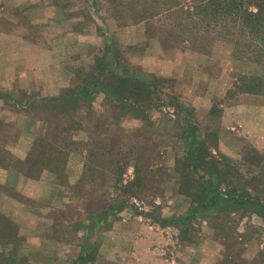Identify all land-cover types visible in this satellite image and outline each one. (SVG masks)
<instances>
[{
    "label": "crops",
    "instance_id": "crops-1",
    "mask_svg": "<svg viewBox=\"0 0 264 264\" xmlns=\"http://www.w3.org/2000/svg\"><path fill=\"white\" fill-rule=\"evenodd\" d=\"M58 4L59 1L56 3V0H0V18L9 22H6V25L0 24V83L18 81L25 77L26 73H30L38 88L39 98L30 99L29 103L55 98L62 92L75 89L78 83L74 68L85 66L90 69L97 55L93 56L95 45L102 46L103 49L106 43H111L110 39L115 37L117 30L122 29L108 17L107 22L112 21L117 30L108 33L105 30L100 34L103 36L99 35L97 26L94 30L90 28L76 32L72 25L64 20L66 8L75 5L62 7ZM20 8L40 9L41 19L36 23L39 27H35L26 16L22 17L28 25L14 22L15 9L20 11ZM101 25L104 27V23ZM141 25L128 26L129 31L148 37V47L156 48L162 44L159 35L154 40L147 36L146 30L143 32L138 28ZM31 27L39 30L36 33L37 38L29 35L28 30ZM154 41H157L156 44ZM184 49L172 51L166 48L161 54L146 60L144 63H147V75L171 81L173 92L194 109L200 129L216 136L218 150L233 149V145L231 146L225 137L228 133L234 136L236 132L256 147L264 145V95L237 93L230 97L227 92L234 89L235 65L230 64L231 67L224 72L214 70L212 68L216 64L209 55L193 52L190 48ZM234 61L230 58L228 64H234ZM196 69L201 70L199 76ZM12 99L14 102L15 98ZM17 102V110L0 112V121L10 126L14 132L9 136L10 139L7 138L4 142L7 154L3 159L7 163H0V207L12 214L20 212L24 220H27L29 228L20 230L24 232L19 233L22 235L21 240L6 235L0 236V244L2 242L7 246L6 244L12 242L19 243L20 254L27 260V264H78L76 257L81 256L90 258L82 264H91V259L94 260L93 264H215L218 261L220 252L209 251L210 249L208 250L207 246L202 247V244L197 247L199 254H195L197 262L194 254L192 257L184 256L180 235H170L167 232L171 226H162L153 219L150 223L147 219L126 218L125 211L119 213L118 219H106L105 222L90 221L89 228L99 234L93 240L85 241L83 250H78L75 256L59 235L48 230L56 221L55 216L59 209L67 202L72 188L69 184L66 186L58 183L56 175L46 169L41 171L38 179L24 175L34 145L39 141L54 142L55 126L53 122H45L40 120V116L28 113L25 109L29 103ZM214 104L218 108L211 113ZM154 111H157L159 116L151 118L153 134L161 135L163 141L165 138L168 141H180L179 128L176 126L174 113L171 112L173 110ZM113 112L114 108L108 97L97 93L91 102L80 103L74 114V119L84 125V129L65 135V139L75 141L77 135L87 133V119L92 114L105 120ZM1 138L6 137L1 135ZM70 155L71 152L66 163L69 162ZM25 202L29 205L24 204ZM10 213H2L1 217L9 219ZM168 217L177 216L176 213L170 212L169 216L163 218ZM198 220V225L209 229L204 219ZM4 255L7 257L9 253L5 251Z\"/></svg>",
    "mask_w": 264,
    "mask_h": 264
},
{
    "label": "rangeland",
    "instance_id": "rangeland-1",
    "mask_svg": "<svg viewBox=\"0 0 264 264\" xmlns=\"http://www.w3.org/2000/svg\"><path fill=\"white\" fill-rule=\"evenodd\" d=\"M74 5V7L66 8L64 20L65 23L71 24L76 32H82L83 30H88L90 28H93L94 30L95 26L98 27L99 35L105 30L107 33L109 31L117 30L113 22L110 20L108 22L107 20L103 22L104 27H101L102 25L99 20L93 16L94 14L91 12L92 10H89L91 8L87 5V2L84 4L75 3ZM85 6L88 7L86 10ZM15 10L16 18L14 19V22H21L26 26L28 25V22L27 24L24 23L26 21L24 20V17H22L26 16L35 27H39L36 23L41 19L40 9L20 8V11L18 9ZM20 12L22 13L21 15ZM95 13L98 14L97 12ZM6 22L8 21L5 18H0V24L6 25ZM167 24L168 22L166 18L158 17L155 21L142 24L141 26H138V28H141L143 32L144 30L149 31L147 36L156 40L157 36L161 34V32L158 33L157 30H165L168 26ZM35 27L34 29L31 27V29L28 30V33L37 38L36 33H38L39 30L37 29V32ZM129 30L130 28L117 30L115 37L113 36L110 40L117 42L121 48L128 46L133 47L129 51L124 50V53L130 61V68L133 70L136 69L138 71L137 73L143 77L148 73L146 67L147 63L144 62L161 54L166 48L171 49L172 51H183L184 48H190L193 52L207 54L216 64L212 69H219L221 72H224L231 66L235 65V83L238 82L240 76L244 75L255 74L264 77V64L260 66L255 65L247 61L242 55H240L241 57L236 55V57L233 56L234 50L223 33H210L209 39L212 42L210 40H204L207 41V43L204 42L203 44L181 43V39L176 38V41L172 43H169V39L167 43L161 41L163 45L160 44L158 47L154 48L148 47V45L146 46V44H148V42H146L148 41V37L145 38V36L140 35V33L131 32ZM39 34L41 35V33ZM191 41H193V39H191ZM154 42L156 44L157 41ZM98 46L99 45H95V48H93V56L100 53L102 46ZM87 53L89 52L87 51ZM230 58L235 60L234 64L232 62L228 64ZM80 69L88 70L85 66H76L74 71ZM199 69H196V74L198 76L201 71ZM232 90L234 94H237L236 89ZM9 93L11 95H9ZM1 94L10 97L12 96L15 100L21 101L22 104L25 102L29 103L30 99L37 100L39 98L38 88L30 73H26L25 77L21 80L0 83V95ZM36 102L27 104L25 110L28 113L31 112L32 114H35L36 117H42L44 114L36 108L40 105ZM212 108L216 111L218 106L214 104ZM163 109L171 110L172 108H161L162 112H164ZM2 110L14 111L17 110V108L12 101L0 98V112ZM171 112L174 113L175 118H181V122L186 119L185 114L183 113L179 115V113L174 110ZM157 113V111L153 110L150 115L151 118L159 116ZM108 120L109 118L102 120V118H98V116L96 117L94 114L89 118V122L95 124ZM0 122L3 125L0 126V162L6 164L7 162L3 159L7 154L4 150V142L7 138L9 140V136H12L14 132L10 126L4 124L2 121ZM95 124H92V126ZM92 126L89 127V129L92 128ZM100 127L103 126L100 125ZM140 127L141 123L137 120L131 121L126 119L122 121V124L118 129H113V131L112 128L110 129L112 131L110 138L112 139H114V136L119 133L118 131L122 130L121 134L125 136V140L122 141V144L124 145L122 151L125 153H131L134 157L135 155L136 157H139V161H129V165L125 167V174L122 178L123 180L117 187L113 186V179L109 180L102 178V175L100 174L102 169L98 168L95 173L88 174L90 168L88 163L89 154L83 144L87 143V141L89 142V138H87L90 136L89 131L77 135L75 141L68 139V142L72 144L69 148L71 155L69 162L65 164L64 169L58 172L59 175L56 176V181L60 184H65L66 186L69 184V187H71L72 190H70L67 202L62 205L63 208L59 209L58 214L55 216L56 221L51 228H48V230L53 232V234L59 235L63 242L67 243L70 249L73 250L75 256H77L78 250H83V247L86 245L85 241L93 240L96 235L99 234V232H95L96 230L89 228V222L92 221V219L96 220V216H103L105 211H107V220L118 219L119 213L125 211L124 217L126 218L147 219L148 222L151 223V219L156 215L159 217H165L169 216L170 212H174L176 213V216H183L190 211V208H192L189 198L179 195L176 189L178 178L174 170V164L175 160L177 158L180 159L184 153L183 142L181 140L175 141V139L168 141L166 138L163 141L161 135H154L150 128L148 132L144 129V132L141 131L138 135L139 137L135 138L133 132L140 129ZM99 128L97 129V134L101 131ZM90 131H92V129ZM201 131V139L206 141V145L213 156L224 155L234 161L236 171H240L242 176L239 180H235L234 178V182H232L233 186L236 188L234 190L236 192L238 191L237 193H241V188H244L251 197L250 204L252 207L249 206L248 209H246L244 206L242 207V210L231 211L228 215L225 214L226 212L221 211L215 214L212 212V214L207 213L204 220L208 223L207 226L209 229L206 226L198 225L200 220H196L191 227H187L184 230L185 233L182 235L181 242L182 253L186 257H192L191 255L194 254L195 259L196 255L199 254L197 247L202 244V247L207 246L208 250L210 249L209 251L215 253L220 252L219 259L215 264H260L264 262V218L259 214L260 208L264 209V145L261 144L256 147L245 141L239 133L236 132L234 136L228 133V135L226 134L227 137H225L230 145H233V149H229L228 151L218 150V146H216V148L213 146L215 141L214 136H212L213 133H209L205 130ZM180 133L181 131L178 129V134ZM1 135H5L6 138H1ZM153 136L155 137L153 138ZM62 138L67 137L63 136ZM101 138H103V136H101ZM132 144V147H128ZM36 145L32 148L34 156L37 154L39 155ZM112 148V154L108 155L105 151H102V156L99 158L100 162L102 160V165H105V170H108L106 169V164H108L110 160H116L119 158V156L115 155L119 147L114 145ZM131 163L138 166L140 172L139 175H136L140 178V180L137 181L138 185L134 183L136 177L134 176V169L131 167ZM67 170H69V175L66 173ZM80 178L82 183L78 184ZM1 193L2 191L0 190V197L2 195ZM98 201H102V203H99ZM24 204L29 205L28 202H25ZM0 208V236L6 235L21 240L22 235L19 233L24 234V232H21L20 230L23 231L29 228L27 220H24L23 215L20 212L12 214L2 207ZM170 209H174V211H171ZM2 213H10L11 218L9 217L8 219V217H1ZM24 216L26 217L25 214ZM198 217L197 219H201L200 216ZM104 228L106 229V227ZM167 232L170 235L179 234L176 228L173 227L168 228ZM6 245L7 246L2 244V242L0 244V264H27V260L20 254L21 245L19 243L12 242L11 244ZM5 251L9 253L7 257H4ZM93 257L94 256H91V258ZM75 261H78V264H82L83 260L76 257ZM91 261V264H93L94 260L91 259ZM195 261L197 262V259H195Z\"/></svg>",
    "mask_w": 264,
    "mask_h": 264
},
{
    "label": "trees",
    "instance_id": "trees-1",
    "mask_svg": "<svg viewBox=\"0 0 264 264\" xmlns=\"http://www.w3.org/2000/svg\"><path fill=\"white\" fill-rule=\"evenodd\" d=\"M58 1V5L62 7L87 2L91 8L89 10H92L97 20L103 23L109 17L119 28L147 24L158 17L166 18L168 26L165 30H157L158 33L161 32L159 35L161 41L166 43L168 39L169 43H172L176 38H180L181 43L203 44L207 43L204 40H210V33H223L234 50L233 56L242 55L255 65L264 64V0H72V2L56 0V3ZM86 8L88 7L85 6V10ZM145 33L148 34L149 31L146 30ZM132 48V46L121 48L115 41L106 43L95 56L90 69L74 71L78 83L75 89L62 92L55 98L36 102L40 104L38 105L40 107L36 108L44 114L40 120L53 122L56 134L54 142L37 143L39 155L34 156V153L30 152L24 175L38 179L44 169L56 176L59 175L58 172L65 167L70 153L69 148L72 146L62 137L84 129V125L74 119L78 105L89 103L97 93H103L112 102L114 112L108 121L99 124L91 123L87 119L88 128L89 125L95 124L92 128H87L89 142L83 144L89 154L88 174L95 173L98 168L102 169L100 172L102 178L113 179V186L117 187L123 180L125 167L129 165V161H139V157L135 155V158L131 153L122 151L125 136L119 129L114 139L110 138L113 129H118L126 119L137 120L141 127L133 134L135 138L139 137L141 131L145 129L148 132L152 127L150 116L152 110L172 108L179 115L183 113L186 117L182 122L181 118H175L176 126L181 131L178 136L184 144V153L174 164L178 178L176 189L179 195L189 198L192 208L183 216L163 218L156 215L153 221L162 226L176 228L182 238L185 228L191 227L198 220V216L205 219L206 214L211 212L215 214L221 211L228 215L231 211L242 210L244 206L248 209L251 206L249 193L244 188H241V193L234 190L236 189L232 183L234 178L235 180L242 178L240 171L235 169L234 161L227 156H213L210 153L206 141L201 139L202 131L194 109L173 92L170 80L151 75L143 77L136 69L130 68L129 59L124 52ZM234 89L236 93L264 95V77L255 74L240 76ZM227 94L231 97L234 95L233 90ZM0 98L13 101L10 96L2 94ZM13 103L15 106L19 105L17 100ZM214 112L212 108L211 113ZM98 128L101 130L99 134L96 133ZM212 136L215 139L216 136L214 134ZM114 145L119 147L115 153L119 158L110 160L106 164L108 170H105V165H102L99 158L102 151L108 155L112 154ZM132 146L133 144L128 147ZM213 146L216 148V140ZM131 165L136 177L134 183L138 185L137 181L140 180L136 176L140 173L138 166L134 163ZM81 183L80 178L78 184ZM259 214L264 218L263 208H260ZM106 217L107 211L103 216H96V220L105 222ZM81 259L85 263L90 258L81 256Z\"/></svg>",
    "mask_w": 264,
    "mask_h": 264
}]
</instances>
